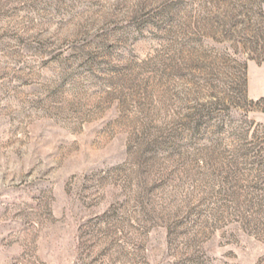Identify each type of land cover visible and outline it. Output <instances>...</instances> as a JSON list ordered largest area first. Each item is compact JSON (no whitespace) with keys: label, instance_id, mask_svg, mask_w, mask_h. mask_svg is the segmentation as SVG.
<instances>
[{"label":"rangeland","instance_id":"1","mask_svg":"<svg viewBox=\"0 0 264 264\" xmlns=\"http://www.w3.org/2000/svg\"><path fill=\"white\" fill-rule=\"evenodd\" d=\"M0 264H264V0H0Z\"/></svg>","mask_w":264,"mask_h":264}]
</instances>
